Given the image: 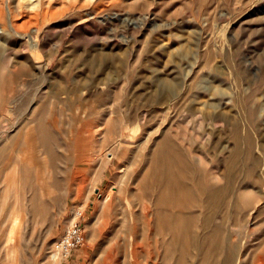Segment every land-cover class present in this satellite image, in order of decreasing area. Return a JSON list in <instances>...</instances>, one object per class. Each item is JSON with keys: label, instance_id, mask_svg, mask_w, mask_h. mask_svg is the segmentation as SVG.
Returning a JSON list of instances; mask_svg holds the SVG:
<instances>
[{"label": "rangeland", "instance_id": "obj_1", "mask_svg": "<svg viewBox=\"0 0 264 264\" xmlns=\"http://www.w3.org/2000/svg\"><path fill=\"white\" fill-rule=\"evenodd\" d=\"M0 264H264V0H0Z\"/></svg>", "mask_w": 264, "mask_h": 264}, {"label": "built area", "instance_id": "obj_2", "mask_svg": "<svg viewBox=\"0 0 264 264\" xmlns=\"http://www.w3.org/2000/svg\"><path fill=\"white\" fill-rule=\"evenodd\" d=\"M81 215L78 213V218ZM85 242V236L81 223L76 219L52 245L50 254L59 258H68L71 253L81 247Z\"/></svg>", "mask_w": 264, "mask_h": 264}, {"label": "bare ground", "instance_id": "obj_3", "mask_svg": "<svg viewBox=\"0 0 264 264\" xmlns=\"http://www.w3.org/2000/svg\"><path fill=\"white\" fill-rule=\"evenodd\" d=\"M11 27V26H10ZM13 28V27H12ZM13 32L17 35L18 34V32H17V30L16 29H13ZM28 39H29V42L31 43V44H34L35 43V41L33 40V38H31V35H28V36H26ZM36 44V43H35ZM32 49V51H38V47H32L31 48ZM34 57L36 58V55L33 53V55H32V58H33V63L34 64H36L37 62L34 60ZM129 130V129H128ZM132 131V130H131ZM160 175V174H159ZM172 179V178H171ZM171 184V183H170ZM72 224V223H71ZM70 224V225H71ZM69 225V226H70ZM52 256V260L54 261V263L55 262H57V260L58 259H61V258H59V257H57V256H53V255H51Z\"/></svg>", "mask_w": 264, "mask_h": 264}]
</instances>
